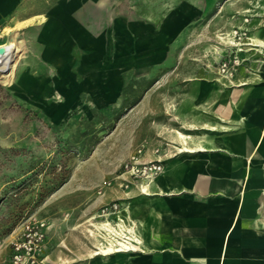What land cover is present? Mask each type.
Listing matches in <instances>:
<instances>
[{
	"label": "rangeland",
	"instance_id": "obj_1",
	"mask_svg": "<svg viewBox=\"0 0 264 264\" xmlns=\"http://www.w3.org/2000/svg\"><path fill=\"white\" fill-rule=\"evenodd\" d=\"M61 2L0 24V39L14 29L22 43L15 71L0 73V264L31 223L44 225L46 264H98L92 223L150 183L124 175L126 163L138 149L141 161L178 151L192 95L208 88L196 83L223 79L234 56L245 65L246 46L232 45L247 42L245 16L264 13V0Z\"/></svg>",
	"mask_w": 264,
	"mask_h": 264
},
{
	"label": "crops",
	"instance_id": "obj_2",
	"mask_svg": "<svg viewBox=\"0 0 264 264\" xmlns=\"http://www.w3.org/2000/svg\"><path fill=\"white\" fill-rule=\"evenodd\" d=\"M42 1L0 0V24L37 15ZM250 16L234 84L196 83L208 88L192 95L193 122L185 138L176 131L178 151L144 193L134 188L119 197L126 201L118 214L133 225L137 249L100 256L98 264H264V13ZM18 38L12 29L22 48Z\"/></svg>",
	"mask_w": 264,
	"mask_h": 264
},
{
	"label": "built area",
	"instance_id": "obj_3",
	"mask_svg": "<svg viewBox=\"0 0 264 264\" xmlns=\"http://www.w3.org/2000/svg\"><path fill=\"white\" fill-rule=\"evenodd\" d=\"M245 34L246 33H242V35ZM232 53L233 51H230V55H232ZM239 65L240 63L236 60V56H234L233 59L222 62L219 73L224 77V79L231 80L232 82L234 81L236 67ZM142 151V149H138L137 154L132 156L131 160L126 163L124 175H127L131 179H144L146 181L152 182L164 171V161L159 157L155 160L141 161ZM156 152H158V149ZM110 184L111 182H109L107 185L109 186ZM124 185L125 187L128 186V184L125 182H122L120 186ZM120 207L121 205L119 203H113L111 206H105L101 211L100 218L110 221V215L119 213ZM118 216L119 215L117 214V222ZM117 222L111 223L116 225ZM43 227V224L34 225L31 223L26 225L21 237L13 243L12 256L10 259L12 264H46L45 261L40 257L45 237Z\"/></svg>",
	"mask_w": 264,
	"mask_h": 264
},
{
	"label": "bare ground",
	"instance_id": "obj_4",
	"mask_svg": "<svg viewBox=\"0 0 264 264\" xmlns=\"http://www.w3.org/2000/svg\"><path fill=\"white\" fill-rule=\"evenodd\" d=\"M56 19L51 18V24L49 23L47 27V35L52 37L54 40L58 37V25L56 24ZM11 30H9L8 35L10 36ZM15 42V41H14ZM10 37L5 38L4 41L0 42V73L4 77H9L14 71V64L12 60L18 56L22 49L19 44L14 43ZM237 45L232 46H242L248 45L247 42L234 41ZM223 79L224 77L221 76ZM231 84H234V81L228 80ZM180 137L185 138V134L179 132ZM181 151H192L188 148H182ZM147 185H142V192ZM95 217H99L98 215ZM95 230L91 229L90 232L95 237L97 244L95 247L94 255L98 254H113L117 252H127L137 249V237L133 228V225H130L126 222L125 219L118 216V222L116 225H113L108 220H103L100 222H93ZM102 249V251H101Z\"/></svg>",
	"mask_w": 264,
	"mask_h": 264
},
{
	"label": "trees",
	"instance_id": "obj_5",
	"mask_svg": "<svg viewBox=\"0 0 264 264\" xmlns=\"http://www.w3.org/2000/svg\"><path fill=\"white\" fill-rule=\"evenodd\" d=\"M64 180H65V179L63 178L62 181L60 182V184H61ZM60 184H58V186H59ZM58 186H57V187H58Z\"/></svg>",
	"mask_w": 264,
	"mask_h": 264
}]
</instances>
